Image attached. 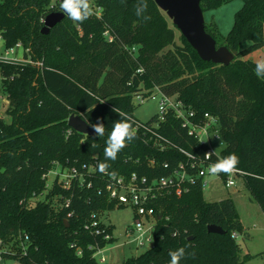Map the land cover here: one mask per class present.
<instances>
[{
  "label": "trees",
  "instance_id": "1",
  "mask_svg": "<svg viewBox=\"0 0 264 264\" xmlns=\"http://www.w3.org/2000/svg\"><path fill=\"white\" fill-rule=\"evenodd\" d=\"M232 1L200 0V5L205 14ZM241 1L227 36L215 22L205 23L217 46L235 55L226 67L202 61L153 0H147V22L135 14L137 0H91L93 16L82 24L65 18L48 35L42 33L41 18L61 12L60 0L55 5L0 0L4 49L21 44L35 64L0 63L10 118H0V264H100L96 248L114 243L105 240L114 226L103 216L124 207L109 199L111 177L97 170L108 134L120 119L112 109L127 114L135 128L137 98L148 100L157 91L177 97L198 123L205 114L218 120L224 144L219 157H239L241 179L264 212V79L249 58L264 47V0ZM72 115L88 124L101 119L105 136L75 132L68 126ZM145 125L154 135L136 131L117 159L107 161L116 178L136 175L152 184L187 166L185 153L200 159L207 152L172 112ZM56 164L77 170L82 179L69 188L58 179L48 183ZM188 188L181 197L172 189L160 192L150 205L162 218L154 246L122 264H169V251L179 247L186 249L181 264H244L251 258L242 256L233 238L247 236L234 202H207L201 180ZM212 225L225 234H209Z\"/></svg>",
  "mask_w": 264,
  "mask_h": 264
},
{
  "label": "built area",
  "instance_id": "2",
  "mask_svg": "<svg viewBox=\"0 0 264 264\" xmlns=\"http://www.w3.org/2000/svg\"><path fill=\"white\" fill-rule=\"evenodd\" d=\"M53 10L54 7H51ZM99 12V11H98ZM23 49L21 44H18L15 48L9 49L5 52V57L0 58L2 62H17L15 56H17L18 50ZM35 65L32 62H22ZM40 66V64H36ZM160 93L159 91H157ZM161 94V101L159 103V119L160 121L165 120V116L170 112L174 113L178 119L183 123V126L188 129L189 135L197 138L198 142L202 146L207 147L206 153H211L204 158L197 159L195 156L186 154L188 157L189 164L187 166L180 165L175 173L169 178H162L158 182L155 181L152 184L148 183L146 178L139 179L136 175H133L130 179L124 178L110 179L106 187V192L111 201L116 202L118 206H132L135 208V216L133 225L126 230L125 237L127 243L122 244L125 246H134L137 250H145V252L151 249L155 243V232L158 225V221L162 219L158 218L156 211L151 207V203L157 198L162 190L172 189L175 190V194L181 197L185 192L188 191L190 185H194L198 180L202 181L203 190L207 188L208 184L205 179L208 176V166L216 161L214 157L220 158L219 154H216L212 148V141L214 139L221 140L219 122L216 118L205 114L203 121L198 123L195 121V116L190 110H188L182 101L175 96H168ZM146 99L143 96L137 98L136 103L141 105ZM9 107L8 98L3 100L2 105L0 104V111H6ZM133 120V119H132ZM135 131L140 129L145 130L147 133L153 134V130L148 128L145 124L135 121ZM211 134L214 137H211ZM222 141V140H221ZM223 144V142H222ZM163 149V147L161 148ZM60 171H56L54 167L46 176L48 183L54 179H58L59 183L65 188H69L74 179H82L79 176L78 171L72 169L70 171L64 170L61 166L56 164ZM95 166H91L89 171H93ZM222 174V173H221ZM218 176L222 178V175ZM245 175L244 172L237 170L233 175H226L225 186L227 189L236 187V179L242 178ZM238 234H233V238L237 240ZM105 240L115 241L113 235H106ZM106 247V246H105ZM96 248L94 258L100 264H107L104 256V248ZM81 254V252H79Z\"/></svg>",
  "mask_w": 264,
  "mask_h": 264
},
{
  "label": "rangeland",
  "instance_id": "3",
  "mask_svg": "<svg viewBox=\"0 0 264 264\" xmlns=\"http://www.w3.org/2000/svg\"><path fill=\"white\" fill-rule=\"evenodd\" d=\"M59 0H51V4H57ZM243 2L235 0L230 3L221 5L217 9L204 14L206 22H215L219 31L223 36H227L231 31L236 13L242 8ZM248 44H245L246 47ZM6 50L4 43L0 38V58L5 57ZM23 49L18 50L17 62H31L26 59ZM250 60L256 62L259 59H264V47L258 49L249 55ZM7 99L6 94L2 91V75L0 72V104ZM161 101V94L155 92L153 97L145 100L141 105L136 103V110L133 113L134 118L142 124H147L159 113V103ZM6 111H0V118H5L10 122V118L5 117ZM211 137H214L211 134ZM212 148L216 154H219L224 149V144L219 139L212 141ZM56 171L59 167L55 166ZM208 184L204 189V199L209 202H218L225 199H231L238 212L239 220L245 230L246 235H239L237 239L238 244L242 247V256L249 255L251 258L244 264H264V212L260 206L251 198L241 178L236 179V187L227 189L223 178L219 176H208L205 179ZM135 216V208L132 206H125L117 208L111 212H107L103 216V221L114 226L113 237L115 239L113 244H108L103 250L107 264H122L125 260L132 256H139L145 250H137L134 246L122 247V244L127 243L125 237L126 230L133 225ZM1 264H18L15 260H7Z\"/></svg>",
  "mask_w": 264,
  "mask_h": 264
},
{
  "label": "clouds",
  "instance_id": "4",
  "mask_svg": "<svg viewBox=\"0 0 264 264\" xmlns=\"http://www.w3.org/2000/svg\"><path fill=\"white\" fill-rule=\"evenodd\" d=\"M147 8V0H137L135 14L145 22L151 19L149 15L145 14ZM60 11L74 23L80 24L84 23L95 14L91 0H60ZM40 22L45 24V17L41 18ZM254 72L257 77L264 79V59H259L255 62ZM103 102L104 101H100V103ZM112 111L116 112L120 119L113 123L112 130L108 134L104 148L105 160L98 163L97 170L102 175H108L112 179H115L118 174L115 171H108L111 165L107 163V161H115L117 159L118 154L127 144L136 139V131L133 128L131 118L128 117L127 114L121 112L116 107H114ZM88 126L93 130L96 137L105 136L106 128L101 119L98 118L95 123H90ZM209 154L211 153H205V156ZM238 164L239 157L235 153H232L210 164L208 166V174L218 176L223 173L231 176L238 170ZM168 255L170 257L169 264H181V260L184 259L186 255V249L185 247H179L175 250H170ZM188 255H194V253H188Z\"/></svg>",
  "mask_w": 264,
  "mask_h": 264
},
{
  "label": "water",
  "instance_id": "5",
  "mask_svg": "<svg viewBox=\"0 0 264 264\" xmlns=\"http://www.w3.org/2000/svg\"><path fill=\"white\" fill-rule=\"evenodd\" d=\"M153 1L172 21L202 61L226 67L233 63L235 55L226 47H218L214 38L206 32V21L201 9L200 0ZM65 18L67 17L61 12L48 15L45 19L46 23L43 27V35H48ZM88 125L80 116L72 115L68 121V126L75 132L85 136H94L93 130ZM208 233L223 235L225 231L221 227L212 225L208 227ZM189 241H192V238Z\"/></svg>",
  "mask_w": 264,
  "mask_h": 264
},
{
  "label": "crops",
  "instance_id": "6",
  "mask_svg": "<svg viewBox=\"0 0 264 264\" xmlns=\"http://www.w3.org/2000/svg\"><path fill=\"white\" fill-rule=\"evenodd\" d=\"M238 238H239V236H238ZM238 238H237V239H238Z\"/></svg>",
  "mask_w": 264,
  "mask_h": 264
}]
</instances>
